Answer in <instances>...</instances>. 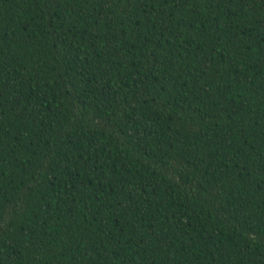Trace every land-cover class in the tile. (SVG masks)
<instances>
[{"label": "trees", "instance_id": "obj_1", "mask_svg": "<svg viewBox=\"0 0 264 264\" xmlns=\"http://www.w3.org/2000/svg\"><path fill=\"white\" fill-rule=\"evenodd\" d=\"M0 264H264V0H0Z\"/></svg>", "mask_w": 264, "mask_h": 264}]
</instances>
